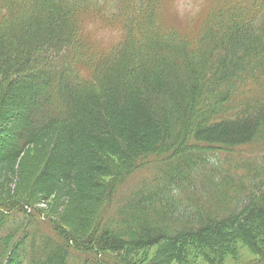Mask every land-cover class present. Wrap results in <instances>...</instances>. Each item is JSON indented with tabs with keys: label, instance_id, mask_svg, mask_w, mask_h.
<instances>
[{
	"label": "trees",
	"instance_id": "16d2710c",
	"mask_svg": "<svg viewBox=\"0 0 264 264\" xmlns=\"http://www.w3.org/2000/svg\"><path fill=\"white\" fill-rule=\"evenodd\" d=\"M170 1L0 0V119L25 117L21 132L0 121L15 138L6 157L51 140L32 189L65 186L94 217L75 245L55 220L53 231L38 227L43 211L29 199L0 200V264H106L100 252L129 264L128 254L162 243L264 231V152L227 162L233 174L208 165L264 145V0H213L194 39L163 26ZM89 18L119 40L99 46ZM151 164L158 175L110 214L118 187Z\"/></svg>",
	"mask_w": 264,
	"mask_h": 264
},
{
	"label": "rangeland",
	"instance_id": "374dc122",
	"mask_svg": "<svg viewBox=\"0 0 264 264\" xmlns=\"http://www.w3.org/2000/svg\"><path fill=\"white\" fill-rule=\"evenodd\" d=\"M212 3L213 0L170 1L163 10V26L176 29L179 35L184 38L194 39L201 33L205 18L212 8ZM118 4L119 1H116L115 6L117 7ZM85 26L87 31H89V37L101 47L112 45L119 37L117 29L104 30L101 22L94 18L87 19ZM28 80V74L23 75L22 82L27 84ZM204 103H206V100ZM24 120L25 117L22 112L14 110L7 113L3 119H0L6 127L13 128L17 132L23 131ZM11 134L10 132L0 130V141L2 142L0 146V200H4L5 202H9V200L18 202L29 199L33 202L34 209L43 211V213L41 212L42 218H40L41 224L40 226L37 225L38 227L53 231L56 221V230L58 224L63 227L62 229L60 226L58 227V233L61 232L64 236L71 235V241L75 238L78 241L74 242L75 245L81 244L84 242L83 237L88 236L91 230V223H88V221L94 217L87 212L82 201L80 202L78 200L79 196L73 193V195H66L65 186H59L49 196L37 194L32 189L35 179L39 175L51 150V140L44 141L37 146L32 145L29 148L27 147L17 161H13L6 157V151L12 146L15 140L14 135ZM263 146L261 141H256L251 145L242 147L236 153H234L235 151L228 152L226 155L221 154L220 156L216 153V155H211L208 158V165L210 168H214V176L218 175V170H221L223 174H233L237 168H240L235 165L228 167L227 162L234 159H241L240 161L242 162V159L245 160L256 155L259 156V154L264 152ZM190 154L195 155L198 152L193 150ZM114 165L116 164L114 163ZM152 169L155 168L151 164L149 167L135 172L118 187L110 214H112L114 209L121 208L140 188L143 189L144 183L154 173H156V176L158 175L157 170L153 172ZM193 171L195 173L196 170L193 169ZM178 189V185H175V187L168 189L164 196L171 199L170 197L173 194H176V192L180 193ZM182 210V208L176 210L173 216L178 217ZM151 215V218L155 219L153 212ZM116 219L119 223L120 218ZM253 231L254 239H248L245 237L244 232L235 230L228 232L225 240L220 238L219 240L216 239L206 244L190 241L180 244L174 249H170L165 243H162L145 250H135L130 254L127 253L128 260H130L127 262L129 264H264V231L259 228L256 230L253 229ZM79 240L82 242H79ZM84 248L86 249L85 246ZM91 251L93 250L91 249ZM95 256L98 257L96 259L106 264H118V256L116 254L100 252ZM119 256L122 257L123 255ZM72 262L70 261L68 263L72 264ZM74 263L77 264L76 261ZM10 264L16 263L13 262Z\"/></svg>",
	"mask_w": 264,
	"mask_h": 264
},
{
	"label": "bare ground",
	"instance_id": "6f19581e",
	"mask_svg": "<svg viewBox=\"0 0 264 264\" xmlns=\"http://www.w3.org/2000/svg\"><path fill=\"white\" fill-rule=\"evenodd\" d=\"M214 74V73H213ZM213 77V76H212ZM199 142H201V141H199ZM202 143V142H201ZM202 149V148H201ZM220 154V153H219ZM207 158V157H206ZM175 200V199H174ZM173 205V204H172ZM184 206V205H183ZM188 207V206H187ZM172 215V214H171Z\"/></svg>",
	"mask_w": 264,
	"mask_h": 264
}]
</instances>
